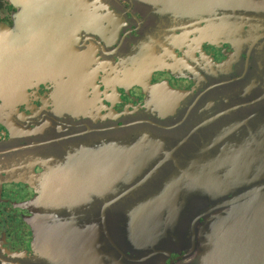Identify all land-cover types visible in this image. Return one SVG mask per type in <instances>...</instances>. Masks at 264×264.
Masks as SVG:
<instances>
[{
	"label": "water",
	"instance_id": "1",
	"mask_svg": "<svg viewBox=\"0 0 264 264\" xmlns=\"http://www.w3.org/2000/svg\"><path fill=\"white\" fill-rule=\"evenodd\" d=\"M191 1L201 5L200 15L204 12L215 17L216 21L205 26L212 30L203 34L218 38L227 35L231 40L235 51L229 58L221 62L210 55L199 59L198 50L204 44L201 42L162 45L138 40L132 46L131 42L118 40L120 18L115 27L103 26L97 30L86 23H72L77 26L70 30L67 39L70 56H58L44 74L57 76L52 71L63 67L70 72L58 82L53 112L39 118L35 129L25 121H15L12 113L18 102L24 100L31 86L27 80L32 76L17 84V64H0V101H4L9 111L4 114L3 122L13 135L45 132L53 135L55 141L64 142H70V133L88 135L85 147L92 162L86 179L96 181L92 188L105 196L117 188L119 195L115 200L120 195H133L127 203L129 206L118 209L123 213L118 233L109 224V219L117 215L115 210L109 211L114 200L97 202V211L102 214L97 223L85 229L68 226L57 231L50 223H44L48 218V197L43 196L36 203L40 212L33 222L41 229L40 243L46 251L51 241L58 238L71 240L78 252L95 253L93 240L101 232L104 262L159 264L183 248L187 255L181 264H264V160L259 166L264 155L256 152L264 138V123L257 120L264 117V0H228L230 7L225 10L221 6L227 0ZM191 1L182 0L186 6L181 12L183 16L204 18L197 17L195 7L188 5ZM98 3L111 4L109 0ZM248 19L251 22L245 21ZM185 29L190 31L189 27ZM93 31L101 34L104 45L95 41ZM115 42L117 48H113ZM246 51L252 57L245 58ZM127 57L135 60L134 64L128 65ZM164 60L168 69L193 74L197 84L194 89H176L165 84L147 88L143 82L146 63L156 68L160 63L162 67ZM100 65L115 70L112 79L121 86L127 87L141 79L137 84L145 89L146 104L123 112L113 109L97 117L88 103L86 90L96 78L90 70ZM254 103L258 106L250 107ZM100 117L122 120L123 124L116 125L112 133H116L115 138L111 137L110 126H95L102 121L98 120ZM148 117L149 121L163 117L166 122L150 124L145 122ZM177 117H181L178 122L172 121ZM187 117L198 120L185 124L184 130L189 132L173 138V133L180 131L177 126ZM160 130L166 138L153 137ZM100 132L102 142L98 138ZM250 133L251 138H244ZM188 137L198 138L195 146H189L198 148V153L177 152L182 147L188 148L185 142ZM194 191L208 196L212 207L205 208L208 204L193 200L190 193ZM188 201L199 211L186 214ZM87 206L88 210H94L92 201ZM179 212L185 213L179 215ZM40 213L45 220L39 219ZM201 216L208 218L201 222Z\"/></svg>",
	"mask_w": 264,
	"mask_h": 264
},
{
	"label": "flooded vegetation",
	"instance_id": "2",
	"mask_svg": "<svg viewBox=\"0 0 264 264\" xmlns=\"http://www.w3.org/2000/svg\"><path fill=\"white\" fill-rule=\"evenodd\" d=\"M29 1L24 0L22 5L28 6ZM86 1L51 0L43 4L46 5L47 12L45 26L51 30L49 31L51 35L58 36L59 40L54 41L53 37L48 38L43 46L31 51V57L24 61L18 59L15 62L18 66L15 71L18 73L17 84L27 80H24V77L32 76L27 80V82H31V86L27 89L24 100L18 102L15 110H12V113L15 114V121L17 119L25 121L35 129L39 118L53 112L58 82L69 74L70 69L63 67L57 72L53 70V74L56 73L57 76L50 73L44 74V71L53 65L58 56H70V44L67 39L70 38V30L77 26V24L73 26L72 23H86L97 30L103 26L115 27L117 18H120L122 23L118 25L116 31L120 32L118 40L124 39L125 42H131L132 46V42L138 40L162 45L167 43L174 45L182 41L201 42L204 44L198 50L199 59H205L210 55L221 62L229 58L235 51V47L227 35L218 38L219 36L212 37L203 34L212 30V27L205 26H210V22L216 21L215 17L204 12L200 15L198 7L201 8V5L192 4L191 0L188 5L195 7L197 17L204 18L195 20L196 16L184 17L181 12L186 6H183L182 0H109L110 5L99 4V0H88L90 3H86ZM229 3L230 1L221 7L225 10L230 7ZM19 10L20 7L12 3L11 0H0V21L13 26L16 24L13 19L14 14ZM245 21L251 22L249 19ZM19 22L22 25L25 24L23 21ZM188 27L190 31L185 29ZM187 32H190V35ZM91 33H94L97 43L99 42L101 46L105 44L98 31ZM85 34H87L86 31ZM23 37L25 36L18 37V43ZM37 39L38 36L34 38V40ZM49 46L53 47L52 51H48ZM118 46V42H115L113 48ZM103 47L99 49L100 52ZM99 51L97 56L100 54ZM244 56L245 58L252 57L247 51L244 52ZM146 57L150 59L151 56L147 55ZM119 58L117 57V59ZM126 60L128 65L135 62L128 57ZM150 64L147 62L143 71L145 73L143 82L146 83L147 88L165 84L176 89L193 90L197 85L192 73H190L192 75H188L183 72L177 73L171 69L172 67L168 69L165 60L162 67L159 66L161 63L157 64L156 68ZM90 73L96 78L93 86L86 90V98L97 117L101 113L106 114L113 109L123 112L126 109L132 110L137 105L146 104L147 95L144 87L137 84L139 79L124 87L113 81L112 76L116 73L110 67L106 69L100 65L99 68L91 69ZM3 103L4 101H0V264H3L4 261L7 264H115V262L103 261L102 253L105 247L101 232L93 240L95 253L78 252L71 240L61 241L58 238L56 241H51V246L46 251L40 243L39 231L41 229L36 222H33L37 213L40 212L36 203L46 195L48 197V213H46L48 218L44 223H50L57 231H62L68 226L85 229L91 223H97L98 219H102L101 212L97 211V202L103 201L102 194L92 188L96 181L86 179L89 162H92L85 147L88 135L81 137L80 134L77 136L70 133L68 135L70 142L55 141L53 135L45 132L13 135L10 128L3 122L5 121L4 114L9 113ZM149 118L145 122L150 124L166 122V118L163 117H153L152 121H149ZM180 118L177 117L172 121L178 122ZM119 119V117H100L98 120L102 121L95 126H110L109 131L112 134L117 128L116 125L123 124ZM184 120L181 125L177 126L180 131L173 133V138H179L178 136L185 132V124L196 122L198 119L187 117ZM257 120L264 123V117H259ZM154 134V138H166L165 132L162 130ZM251 135L250 133L244 138H251ZM262 135L259 138H262ZM116 136L115 133L111 137L115 138ZM263 139L260 140V147L256 148V152L260 156L264 155ZM185 142L188 143V148L182 147L177 150L178 153L199 152L196 147L189 148V146H195L198 138L188 137ZM253 144L256 146V143ZM207 149L206 152H209ZM89 159L90 161H88ZM262 160H264L263 157L259 160V166L262 164ZM190 195H193V200H197L198 204L205 206L208 204L205 208L212 207L208 196H200L196 191ZM76 200L82 202L77 206L73 203ZM90 201L93 202L94 210H88L87 203ZM188 205L186 214L199 211L195 205H191L190 201H188ZM184 213L179 212L178 214ZM41 215L42 213L39 215L40 220L43 219ZM205 217L208 218V216H201L200 221L205 222ZM186 251L182 248L179 252H173L170 258H165V262L159 261V264H170L171 261H174V264H181L183 257L187 255ZM128 254L132 255V251H128Z\"/></svg>",
	"mask_w": 264,
	"mask_h": 264
},
{
	"label": "rangeland",
	"instance_id": "3",
	"mask_svg": "<svg viewBox=\"0 0 264 264\" xmlns=\"http://www.w3.org/2000/svg\"><path fill=\"white\" fill-rule=\"evenodd\" d=\"M11 1L16 6H19L20 10L16 14H14L13 19L16 24H14L13 26H9L0 21V64L15 63L18 59L20 61H24L31 57V51H34V48H40L41 46H43L48 38L53 37L54 41L59 40L58 36L51 35V33L49 32L51 30L48 29L44 23L47 19V12L45 9L46 5L43 4L46 2H50L51 0H30L28 6L22 5V2H24V0ZM19 21H23L25 24L22 25ZM19 34L25 37H23L18 43V37H22L18 36ZM36 36H38V39L34 40ZM14 38L16 40L12 41ZM8 42H12V44H7ZM52 50L53 47L49 46L48 51ZM256 106H258V103L250 105V107ZM246 112L247 111H245V113ZM185 132H189V130L187 129L185 130ZM98 138L102 142L101 132L98 133ZM118 195L119 190H117V188L107 196L101 195L105 202L114 200L113 203L109 206V211L115 210L117 214L109 219V224L114 229V233H118L119 226L123 224L121 218V216H123V213H120L118 209H120L123 205L129 206L127 203H129L130 197L133 196L132 194L126 197L120 195L119 198L115 200ZM80 202L82 201H73V203L77 206ZM159 256L161 255L159 254Z\"/></svg>",
	"mask_w": 264,
	"mask_h": 264
}]
</instances>
